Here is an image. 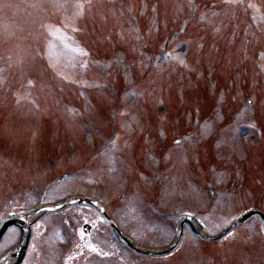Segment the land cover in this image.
I'll use <instances>...</instances> for the list:
<instances>
[{"label":"rangeland","instance_id":"obj_1","mask_svg":"<svg viewBox=\"0 0 264 264\" xmlns=\"http://www.w3.org/2000/svg\"><path fill=\"white\" fill-rule=\"evenodd\" d=\"M21 1L20 3L19 0H0V168L2 169L0 170V217L6 215L8 209L6 206L9 202L11 206L21 204L18 201L21 198L18 196V194H20L19 192L31 189L33 185L35 186L32 188V191L29 190L28 192H33V189H36V191L40 189V191H42L43 184L39 186L36 185L37 183L34 184L33 181L30 183L28 182L30 181L28 180L31 176L30 173L34 171L36 165L41 167L52 159L56 160V157L59 155L62 159V166L59 167V170L69 174L78 164H83L84 161H86L87 156L90 154V152H88V144L93 145V143H95L100 146L103 145L104 141L96 137L97 134L94 133L95 129H93L94 131L91 130L87 124H85V127L82 129L80 126L77 127L74 125L77 124L76 122H73L74 124L70 123L76 120L73 116L74 112L71 110V107H73V105H76V108L86 107V111H90V113H88L89 117H91L90 114L95 109V105H97L99 109L97 112L108 113L111 110L109 109L111 106H107L109 102L107 97L109 98L110 93H112L113 97L117 99V92L113 91V89L119 92L116 110L120 116L122 115L121 118H123L119 120L117 127H119L120 135L122 133L125 138L122 141L120 139L119 145H115L116 149L110 152L109 157L106 156L108 159L106 158L107 163H104V166H102L103 164H97L94 170L90 168V170L86 171L87 173L85 172V176H88V179L94 178L93 180L98 182L104 181V184L91 183L89 181L83 182L81 177L78 176V180L81 183H85L83 184L85 187H80L78 183V188L76 184L70 183V180H68L66 185L63 186L64 191L60 190L58 192L60 193L59 196L51 199V203L65 200V194L71 195V189L74 190L75 188H78L79 193L83 191H87L86 194L102 192L101 195L104 197L108 193V197L111 198L110 201H112V208L114 207V209H116L120 206L119 213L121 214L118 213L119 217L117 218H119L120 221L122 219V223L129 231V236L133 237L138 245L151 250L155 249V251L159 249H168L171 244L175 242L178 235H176V231H174L173 235L171 234V230L163 229L162 226L166 225L163 223V225L160 224L145 212L146 209H148V211L151 210L148 201L150 199L149 189L154 185L152 176H150L153 171L149 170L150 173L148 171L149 164L155 169L161 167L162 170L165 169L167 173V177L165 178L166 186H164V191L160 196V208L172 213L176 212L178 215L189 209L194 218L200 220L204 226L210 229V237L214 234L218 235L224 232L230 225V220H228L229 217H227V215H222L223 218H220L216 216V212L204 213V210L212 208L213 210L220 211L226 205L233 210L234 207L236 208L237 204L242 202V197L246 202H242L241 208H245L251 205L254 197L259 193H261L260 204L264 207V140L261 142L262 144L258 141L255 143L258 139L260 141L263 136L259 137L256 133L243 136L241 130L245 127L235 125L226 131L227 134L225 133L223 138H220L217 147L214 148V152L220 160L218 174L220 178L219 181L221 182L219 184H222V186H220V189H222L220 190L222 201L219 200L213 207H209L206 201L208 198L207 194H203V192L196 190L193 183L192 186H190L187 177L183 178V175L187 174L188 167L191 169L195 168V171L198 172L202 164L211 162V150H206L209 145L204 146L201 142H188L180 147L169 148L165 156L163 155L164 157H162V164L154 152L158 146L151 148L153 145L151 144L150 137L144 135V140H140L137 134L134 133L135 130H141L145 127L148 130L146 134L150 133L151 135H155L154 133L157 129L155 118L159 123L158 126L164 123L165 118H168L170 120V125L168 126L167 124L168 129H170V132H173V136L176 137L178 134L175 133L178 132L180 135L185 132L183 129L187 128L183 126V122H180L184 117V114L181 115L183 111H188V117H186L187 126L189 120H192L196 127L203 116L209 117L212 113V116H215L214 119H216L217 122L224 118V116L222 117L223 112L229 119L238 106L245 102L247 103L250 97L255 98L257 104H254V108H247L244 111L243 118H251L252 113H250V111L252 109L254 110L252 112H254L255 117L251 119L259 122L263 120L264 123V56L261 65L257 63L255 57L256 46H264V31L262 29L263 26L260 27L261 32L252 29L251 23L245 25L243 20L239 17V9L247 6L246 3L243 4L244 0H204L205 9L208 7L209 10L204 14L202 13L203 15L201 14L199 17L195 16L191 20L189 25L190 28H187L186 31V33L189 32V34L186 35L187 38L184 39V42H187V47L186 45H178L177 49H175L177 53L175 54L177 56H173V58L176 57L177 59H187L188 70L184 71L187 75L185 77L178 74L174 64H172V66L168 65L166 69L165 67L161 69L156 67L149 70L144 62L146 53L143 49H147L149 45H151L152 48H149L151 52L158 51L159 47L162 48L164 46L160 45L162 42H160L159 37L168 38L169 34L181 25L185 16L189 15L190 18V16L193 15L194 10L192 6L185 5L183 3L184 0H145L148 4L143 2L138 4V6L142 7L141 9H143L144 4L146 7L145 9L151 8L149 4L152 5V10H154L152 13L156 15L160 25L158 28L157 21H155L156 19L149 15V13L145 14L146 17L144 18V22H142L143 29L152 31L153 28L156 27L157 33L156 35L150 36V33L146 30L148 36H145L144 34L146 33L143 32V38L149 44L143 43L142 50L139 45L134 48V51L138 54L137 62L139 66L135 65L134 57L124 55L128 50L123 47L124 40L126 43H130L129 47H131V43L135 36L133 34H128V36L125 37L121 33L124 30V24H128L129 27L131 21L123 17V13L120 12L115 5H110L107 1L99 3L95 0H88L92 4L89 6L87 18L79 19L76 10L74 12L75 7L72 3L67 2V4H65L70 6L72 9L71 11L70 8H63L59 6L60 4L55 2L49 4L50 1L48 0L39 1L38 9L41 8V2L45 1L49 4L51 9L57 12L58 18L70 24L69 28L72 27L73 29L80 27L88 31L94 25L97 27L96 30H98L100 34L96 33L94 31L95 29H91V32L88 33V41L92 44V47L88 43L87 44L93 51H91L92 59L86 60L84 54L89 56L88 53L81 52L72 38L64 37L63 35L62 38L58 34L59 36H54L52 40L50 36L51 31H49V36L47 32L45 33L46 28L44 27L50 24L51 20L41 12V10H35L36 6H38L37 2L33 0ZM126 1L131 3L132 1L135 3L138 2V0ZM211 1H213V3L209 6L208 3ZM259 1L264 2V0H251V2ZM4 2L7 4H4ZM224 3H226L227 6ZM20 4L29 13L23 8H18ZM9 14L18 15L17 17L22 20H20V22L16 20V23L11 25L8 21L11 17ZM243 15L245 16V14ZM245 17L249 20V16L246 15ZM241 26H246V28L242 27L241 29ZM236 27L239 29H235ZM236 32H240V34ZM91 35H95V41ZM211 37H213L212 40H210ZM145 38H148V40ZM208 40L213 42L208 43ZM114 43L121 44L120 72L118 69L116 71L114 69H109L105 73L101 66L99 67V65L96 64L98 60L95 62L94 57L104 58L103 56H105L112 59L118 56L117 49H112ZM252 46H255L254 51L250 48ZM170 49L172 48L170 47ZM230 49L234 50L230 51ZM164 50L167 49L164 48ZM228 50L229 53L226 52ZM223 51L225 52L221 53ZM101 52H103V56H100ZM43 55L50 63L48 67H50L52 71H50V69L48 70L44 65H40L43 61L41 59ZM162 60L163 59L159 60V63ZM86 61L90 62L88 68L85 67ZM204 66L213 69L215 75L218 74V79L216 80L220 83L218 84L219 87H215L214 83L207 81L202 82L200 87L197 85L195 82L197 80L193 78L191 74L203 70ZM100 68L103 72L102 76L98 73ZM54 70L59 71L62 75L64 74L70 82L81 80L85 75L92 78V80L109 81L110 83L107 84L108 87L101 88L108 90L104 92V90L99 89L91 91L90 93H83L84 99L78 94L75 88L69 85H63V83L52 74ZM137 70L138 76L134 74ZM190 70L193 71L191 74L188 73ZM157 72H159L158 76L161 77V80L168 83L167 85H163L162 88L161 86L153 88L150 84L151 82L148 81L149 77H152ZM123 77L124 85L121 83V78ZM175 77L176 81L181 84L180 87L175 86V88H173L174 83H171V81ZM54 79L56 81H54ZM137 79L141 82L138 86L136 83H133L137 81ZM29 83L36 85L33 87L34 89L32 88V90L26 92V89H28L26 86ZM46 84L48 86L47 90ZM38 85L46 92L41 91V94L38 90ZM130 85H132L134 89L137 87V90L127 89ZM159 85H161V81ZM88 86H84V88L87 87V89H91V87ZM16 87L25 90L23 94L25 95V101L21 99L18 104L14 102L12 95H10V90ZM76 87H82V84H79V86L76 85ZM182 87L185 88V92ZM157 89L165 95H156ZM214 89L215 91H213ZM125 90L127 93L125 96H121V93ZM99 92L102 93L99 94ZM209 92H214L211 98L212 102L209 101ZM59 96H63L66 102L62 103L61 99H57ZM217 101L222 105L223 111L219 108L214 109ZM183 102L184 104L182 105ZM206 102L211 104V108L202 112L201 109ZM36 103L41 105V109H37ZM69 103L74 104L68 106ZM126 110L132 112L133 118L131 122H127L130 116L127 115V117H125ZM88 114L85 113L84 115L86 116ZM239 118L241 117L239 116ZM27 119H30V122L27 123ZM91 121H94L93 118ZM251 123L252 122H250V124ZM101 125L107 127L105 129L98 127V134L105 138L106 149L111 150L109 143L113 140L114 129L111 130L112 126L105 123ZM211 127L213 128V126L208 123L201 126L198 132L202 136V139L205 140L204 137L210 135L212 131ZM250 127L252 126L249 125V129ZM222 132L225 131L223 130ZM127 136H130L129 140H127ZM132 139L140 142L137 144V147L139 144H142L143 148H138L135 152L134 149L136 146H133ZM2 143L7 146L8 149H6ZM121 144L125 149L127 158L125 156L121 157V154L118 153L121 152ZM200 144H202L201 148L206 157L201 159V164L199 161H193L192 163L190 159L187 158V155L191 150H193V154L196 152L194 150H199ZM148 150L149 152L144 153ZM160 150V148L157 149V152ZM2 151L4 153L13 152L11 156L16 154L19 157L21 154L20 157L21 159L23 158L24 161L21 160L22 163H18L14 155L11 163V170H15L14 167L16 166L18 170L22 166L23 168L29 169V172H23L26 176V182L28 183L23 184L17 189L7 188L8 184L5 183V181L9 178H13L12 176L16 177V173L11 172L7 168L8 162L4 159ZM118 156L123 160V167H121V161ZM137 156L142 158V164L137 161ZM196 156L199 155H195V157ZM245 156L249 157L250 160L246 159V162L241 164L240 161L245 159ZM64 160L68 162L65 163ZM203 160L206 162L203 163ZM130 161H132L133 164L131 166V173H129ZM145 161L147 164H145ZM136 162L142 166L138 168L135 164ZM41 163L43 164L40 166ZM87 165L86 163L84 167ZM144 166L145 168L147 166V171L144 169ZM205 166H208V163ZM235 166L238 170L242 171L240 175H233L232 178V174L237 171V169H234ZM124 168L127 169V172ZM94 171L99 173V175H92ZM206 171H211L210 165L207 167ZM187 186L189 187L188 190ZM230 186L232 189H230L231 192L228 193L226 189ZM242 192L245 197L243 195L241 196ZM253 192L256 195H253ZM27 196L32 199L27 200V202L25 200L26 203L23 204L30 209L36 208L37 201H35L36 197H34V193L28 194ZM9 197H12L10 201ZM168 200L170 202H168ZM234 203L237 204L234 205ZM132 210L134 211L131 212ZM46 220L47 224L52 222H49L48 219ZM239 232L241 238L221 248L229 250L228 247L230 245L237 244L239 247L245 243L247 247L254 246V243H251L252 241L243 238L244 230ZM14 233V231L10 232L8 238L10 237L13 239ZM184 235L183 240L186 246L180 251L183 253L180 256H183L184 259L174 260L175 257L179 256V254L176 255V253H174L168 263L215 264L214 259H217V264H257L258 261L261 262V260L255 256L251 257V251L250 253L237 252L238 254L228 251V255H226L224 253L219 254L218 252L214 253L215 251L211 252L203 249V246L191 245L190 241L194 242L195 238L187 225ZM56 237L58 240L60 239L58 234H56ZM38 240L39 237H37V244ZM186 240L189 241L188 244H186ZM117 241L119 242V240ZM12 242L14 244L13 240ZM201 244L205 243L201 242ZM222 244L226 243H220L219 245L211 243V247L209 246L208 248L212 249V247ZM217 253L219 254L218 257L215 256ZM207 254H214V258L207 257ZM104 264L115 263L105 262ZM144 264L149 263L145 262ZM153 264H158V262Z\"/></svg>","mask_w":264,"mask_h":264},{"label":"bare ground","instance_id":"obj_2","mask_svg":"<svg viewBox=\"0 0 264 264\" xmlns=\"http://www.w3.org/2000/svg\"><path fill=\"white\" fill-rule=\"evenodd\" d=\"M156 95H163V93H162L161 91L158 90V91L156 92Z\"/></svg>","mask_w":264,"mask_h":264},{"label":"snow or ice","instance_id":"obj_3","mask_svg":"<svg viewBox=\"0 0 264 264\" xmlns=\"http://www.w3.org/2000/svg\"><path fill=\"white\" fill-rule=\"evenodd\" d=\"M179 143V142H178ZM95 250V249H94Z\"/></svg>","mask_w":264,"mask_h":264}]
</instances>
